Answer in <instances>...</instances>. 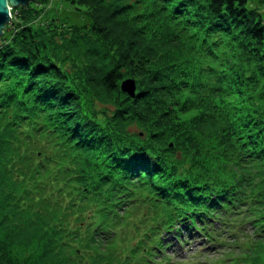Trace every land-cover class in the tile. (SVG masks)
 <instances>
[{
	"label": "trees",
	"instance_id": "obj_1",
	"mask_svg": "<svg viewBox=\"0 0 264 264\" xmlns=\"http://www.w3.org/2000/svg\"><path fill=\"white\" fill-rule=\"evenodd\" d=\"M65 1L0 40V264H172L248 221L263 250L264 0Z\"/></svg>",
	"mask_w": 264,
	"mask_h": 264
},
{
	"label": "rangeland",
	"instance_id": "obj_2",
	"mask_svg": "<svg viewBox=\"0 0 264 264\" xmlns=\"http://www.w3.org/2000/svg\"><path fill=\"white\" fill-rule=\"evenodd\" d=\"M250 2L251 5L259 3L258 0H251ZM260 4H262L261 8L263 9L264 3ZM49 7L50 12L57 14L62 21L81 22V17L75 8L71 7L65 0H52L49 3ZM255 228L254 223L246 222L242 227L245 235H247L246 237H241V233L237 234V230L229 233L227 230L232 228H226L221 233V238L224 236L225 239L223 242L215 241L219 239L216 237L214 240L209 239L201 233H192L189 236L184 232L183 240L172 241L170 246L166 244L168 246L164 250V256L172 264H235L238 261L242 262V264H264V249L261 251L256 249L255 252L251 250L250 252L243 243L248 238H260V241L262 240L261 237L256 236ZM243 257L247 258V261H244Z\"/></svg>",
	"mask_w": 264,
	"mask_h": 264
},
{
	"label": "water",
	"instance_id": "obj_3",
	"mask_svg": "<svg viewBox=\"0 0 264 264\" xmlns=\"http://www.w3.org/2000/svg\"><path fill=\"white\" fill-rule=\"evenodd\" d=\"M36 0H0V40L7 29V25L11 22L12 16L10 9L17 7H27L31 2ZM122 89L131 96L135 93V83L132 80H127L122 83Z\"/></svg>",
	"mask_w": 264,
	"mask_h": 264
},
{
	"label": "clouds",
	"instance_id": "obj_4",
	"mask_svg": "<svg viewBox=\"0 0 264 264\" xmlns=\"http://www.w3.org/2000/svg\"><path fill=\"white\" fill-rule=\"evenodd\" d=\"M10 15L12 16V9H10Z\"/></svg>",
	"mask_w": 264,
	"mask_h": 264
}]
</instances>
